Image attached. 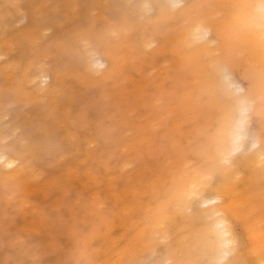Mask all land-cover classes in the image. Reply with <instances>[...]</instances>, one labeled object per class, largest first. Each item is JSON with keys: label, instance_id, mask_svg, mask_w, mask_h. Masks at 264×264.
<instances>
[{"label": "bare ground", "instance_id": "bare-ground-1", "mask_svg": "<svg viewBox=\"0 0 264 264\" xmlns=\"http://www.w3.org/2000/svg\"><path fill=\"white\" fill-rule=\"evenodd\" d=\"M27 1L0 0V264H264V0Z\"/></svg>", "mask_w": 264, "mask_h": 264}, {"label": "rangeland", "instance_id": "rangeland-1", "mask_svg": "<svg viewBox=\"0 0 264 264\" xmlns=\"http://www.w3.org/2000/svg\"><path fill=\"white\" fill-rule=\"evenodd\" d=\"M28 1H29V0H28ZM28 1H27V3H28ZM37 1H38V2H37ZM37 1H36V0H31V1H29L30 3H28V5H29V4H31V5H30L28 8H31V7H32L31 10H34V9L38 10V9L40 8V9L38 10V12H42L43 14H44V13H48V12H50V11L54 8L53 5L56 4V2H57V3H60V2H61V0H52V1H51L52 4L50 3L49 6H48V5L44 6V7L46 8V9H45L42 5H40L42 0H37ZM40 6H41L42 8H41ZM33 7H34V9H33ZM47 7H49L50 10H49V8H47ZM52 7H53V8H52ZM63 9H64V10H63ZM64 12H65V8H62V6H61V7H60V15H59V16H63V15H64ZM8 20H9V21H8ZM7 21H8L7 23H8L9 26H8L7 24H6V26H8V27H13V26H15V25L17 26V24L19 25V22H18V23H15V22H12V20H11V22H10V19H9V18L7 19ZM25 22H27V21H25ZM25 22H24V23H25ZM5 23H6V22H5ZM11 23H12V24H11ZM21 23L23 24V22H21ZM19 220L22 221L21 219H19Z\"/></svg>", "mask_w": 264, "mask_h": 264}]
</instances>
